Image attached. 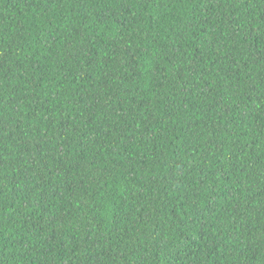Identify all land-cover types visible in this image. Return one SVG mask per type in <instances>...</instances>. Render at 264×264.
<instances>
[{"label":"trees","instance_id":"1","mask_svg":"<svg viewBox=\"0 0 264 264\" xmlns=\"http://www.w3.org/2000/svg\"><path fill=\"white\" fill-rule=\"evenodd\" d=\"M0 264H264V0H0Z\"/></svg>","mask_w":264,"mask_h":264}]
</instances>
